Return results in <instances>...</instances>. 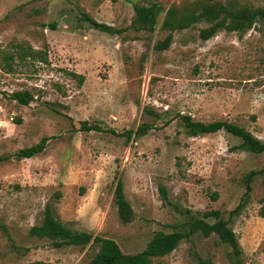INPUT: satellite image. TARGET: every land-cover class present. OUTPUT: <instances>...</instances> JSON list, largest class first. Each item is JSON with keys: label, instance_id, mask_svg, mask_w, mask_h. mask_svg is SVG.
I'll use <instances>...</instances> for the list:
<instances>
[{"label": "rangeland", "instance_id": "rangeland-1", "mask_svg": "<svg viewBox=\"0 0 264 264\" xmlns=\"http://www.w3.org/2000/svg\"><path fill=\"white\" fill-rule=\"evenodd\" d=\"M150 1L168 9L200 0H0V154L11 156L0 163V264L92 260L96 243L56 248L30 235L48 204L70 228L112 238L133 254L158 230H185L191 215L218 210L229 219L251 171L260 174L231 227L244 264H264V154L237 149L240 138L225 130L190 137L179 118L229 121L264 141V25L203 41L208 24L200 23L175 32L161 51L156 45L168 31L131 28L134 6ZM84 15L122 32L97 30ZM22 43L47 50L48 63L17 60L7 73L1 55ZM15 91H30L34 101L18 104L10 98ZM84 121L101 131H82ZM144 122L155 128L131 140L121 136ZM45 137L42 153L15 156ZM118 179L135 212L129 224L114 204ZM230 252L217 235L197 233L153 264H200L198 256L230 264Z\"/></svg>", "mask_w": 264, "mask_h": 264}, {"label": "trees", "instance_id": "trees-1", "mask_svg": "<svg viewBox=\"0 0 264 264\" xmlns=\"http://www.w3.org/2000/svg\"><path fill=\"white\" fill-rule=\"evenodd\" d=\"M134 10L135 17L131 28L137 31H155L159 27L160 30L169 32L165 39L159 41L156 45V49L161 51L168 49L172 45L175 32L192 28L200 23L208 24L207 27L200 30L199 36L203 41L213 38L222 30L245 33L254 28L258 22L264 25V6L251 7L232 2L200 0L181 6L174 5L165 9L160 3L150 1L146 5H135ZM84 16L93 28L104 33L115 35L122 32L119 29L97 22L89 15ZM13 48L15 50H6L1 55L2 67L7 73H12L15 70L14 63L17 60L21 63L27 61L48 63L47 50L35 49L28 43L13 45ZM10 98L23 106H28L34 101V96L30 91H15L10 95ZM179 118L184 124L186 134L190 137L204 136L225 130L231 135L240 138L241 143L237 146V149L254 154H264V141L257 138L243 126L229 121L207 123L194 121L189 115H179ZM169 122L167 121V124ZM154 128L155 125L144 122L136 130H127L121 136H127L128 140H131L133 137L139 138L146 135ZM81 130L101 131V127L84 121L81 123ZM111 132L118 135L115 131L111 130ZM48 141L49 138L45 137L39 143L21 149L15 156L19 159L32 158L46 149ZM9 160H11V156L0 154V163ZM258 174L260 172L251 171L246 176L244 180L246 187L244 198L230 212L229 219H225L218 210L206 211L200 215H191L185 230H174L171 232L158 230L142 251L133 254L124 253L120 245L112 238L94 236L90 232L74 230L65 225L55 216L53 206L50 204L46 205L42 223L33 226L29 233L32 237L51 240V244L56 248L65 246L83 247L91 243L98 244V252L91 261L85 264H153L155 259L165 257L175 251L184 239H190L197 233H201L204 237H210L215 234L218 236L220 243L231 247V252L228 254L230 264H244L242 259L243 249L235 231L231 227V223L240 216L244 206L249 201L252 192V182ZM161 191L163 196L166 197L164 188ZM57 196H61V192L57 193ZM217 198L218 194L215 193L214 199ZM114 204L117 207L118 218L121 223L129 224L134 221L135 212L126 197L124 185L120 179H118L114 191ZM260 216L264 218V205L260 209ZM209 220H213V222ZM198 260L200 264H214L210 259H204L201 256H198Z\"/></svg>", "mask_w": 264, "mask_h": 264}]
</instances>
